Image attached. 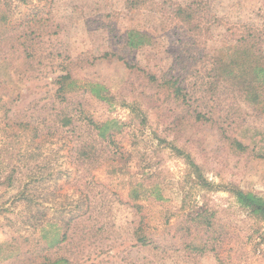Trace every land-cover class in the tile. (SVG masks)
Segmentation results:
<instances>
[{
	"label": "rangeland",
	"instance_id": "1",
	"mask_svg": "<svg viewBox=\"0 0 264 264\" xmlns=\"http://www.w3.org/2000/svg\"><path fill=\"white\" fill-rule=\"evenodd\" d=\"M131 31L144 35L142 47L128 46ZM256 31H264V0H0V144L12 147L7 162L26 164L17 176L37 178L29 203L20 199L24 180L8 186L11 167L0 171V264L45 257L72 264H264V220L232 192L264 198V106L225 85L206 91L212 58ZM69 73L72 80L59 81ZM150 73L159 82L178 79L195 93L191 106L164 100L162 92L159 108L150 110ZM95 86L112 100L101 102ZM69 102L81 103L97 122L122 124L118 140L133 151L132 181L144 183L138 196L103 169L82 187L69 138L33 137L34 128L55 126ZM132 102L148 112L145 126L130 114ZM174 119L179 133L170 135L162 124ZM204 209L216 211L215 225L207 231L192 223L186 232V216ZM141 235L151 245L139 243Z\"/></svg>",
	"mask_w": 264,
	"mask_h": 264
},
{
	"label": "trees",
	"instance_id": "2",
	"mask_svg": "<svg viewBox=\"0 0 264 264\" xmlns=\"http://www.w3.org/2000/svg\"><path fill=\"white\" fill-rule=\"evenodd\" d=\"M126 35L129 39L128 46L132 49H138L145 44L144 35L142 33L131 31L126 33ZM212 59L213 67L208 76L211 82L208 83L209 89L206 90L207 92L216 93L220 85H225V88H229L230 91L240 92L245 100L251 104L264 106V31H256L246 36L245 34L242 35L237 43L228 49L225 56H216ZM66 80H72L70 73L59 79V81ZM148 82L149 84H153L150 90H153V88L156 90V92L150 93L148 96L145 95L150 110L159 103V100H161L159 95L162 92V94H164V100H173L174 103H177V105L180 106L185 105L190 107L192 99L195 97V93L191 94L188 92L187 89L182 87L178 79L163 78L162 82H159V79L150 73ZM191 88L192 90L196 89V85ZM200 88H202V85ZM92 91L101 102H109L110 100L108 98L112 100V97H107L105 92L98 89L96 86L93 87ZM203 93L205 94L206 92ZM76 104H71V102L66 103L64 108L58 110L55 115V126L54 123L51 126L45 124V132L42 128L39 129V127H36L34 128L35 134L33 137H41L47 132L46 134L48 136L44 135V137L48 140L55 135L61 134H64L69 138V141L73 143L71 149L73 163L82 170L77 178L82 187L85 188L92 184L91 177L93 171L103 169L105 175H107L109 179L115 180L120 185L122 184L125 186L126 184L130 188L132 197H134L133 195H135V197L138 196L136 188L140 184V187H143L144 183L134 184L132 181V178L134 177L130 173V165L133 158V151L122 145L118 140V137L122 135V124L116 119L97 122L89 117V115L85 114L82 110L81 103ZM156 107L159 108L158 106ZM129 108L131 109L130 114L142 120V123L145 126L148 112H144V110L140 109L137 102H132ZM171 110L172 109H169V111ZM209 113L212 114L211 111ZM195 114L198 118H203L204 121L208 120L217 123V120H214L213 116L207 117V114H203L202 111L195 110ZM166 124L165 131H167L168 134L170 133V135H172V132H175L176 134L179 133L177 125L175 124V119L174 122L171 123H166L165 121L162 125L165 126ZM52 129L54 130V133H52ZM154 135L161 143L167 141V138L161 133L155 131ZM234 144L237 150L242 151L245 148V146L239 141L235 140ZM169 146L173 151H176L179 157L184 156L187 164L194 169L198 179L201 178L200 167L193 162L191 157L188 154H185L183 149L177 148L173 142L170 143ZM40 148L41 147L39 146L36 150L39 151ZM10 151H12L10 145L0 144V171L11 167L10 172L4 177L5 181L8 186H14L16 183H21V180H24V184H22L20 190V199L32 203L33 197H31V194L29 193V187L37 178H35L34 174L25 175V179L24 177L17 176V170L23 168L26 164H24L22 160L17 161L15 164L7 162ZM39 154H41L40 151L37 156H40ZM205 183L209 184L208 182ZM156 185L157 184H152V187L154 188ZM232 192L236 198V202L252 217L264 220L263 197L255 195L252 192H244L240 189L233 190ZM87 200L88 198L86 197V201ZM215 216L216 211H210L207 209L198 211L196 214L186 216V222L184 224L186 229L185 227H181L180 229L184 228L186 232H190V227L187 225L198 223L196 225L197 228L204 227L207 231H210L215 225ZM39 228L41 227L39 226ZM171 231L173 233V229H171ZM63 236H67V234H64ZM137 241L145 246H149L152 243L148 237L142 235L138 236ZM188 248L192 247L189 245ZM38 264L72 263L63 257L54 260L45 257V259Z\"/></svg>",
	"mask_w": 264,
	"mask_h": 264
}]
</instances>
